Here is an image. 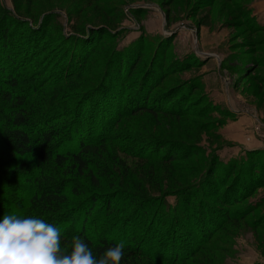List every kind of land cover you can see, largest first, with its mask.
Instances as JSON below:
<instances>
[{
    "label": "trees",
    "instance_id": "1",
    "mask_svg": "<svg viewBox=\"0 0 264 264\" xmlns=\"http://www.w3.org/2000/svg\"><path fill=\"white\" fill-rule=\"evenodd\" d=\"M22 1L33 5L12 0L6 9L0 3V219L5 214L43 219L61 227L63 246L80 236L98 257L124 241L121 264H204L193 258L197 252L242 210L263 201L251 194L264 185V149L224 161L192 135L177 137L168 128L159 136L154 126L130 121L142 113L180 120L199 110L209 119L204 126L216 129L211 112L224 110L207 95L198 105L190 99L203 86L200 77L156 90L171 72L204 60L192 52L172 57L175 33L158 36L149 56L153 35L145 29L117 48L122 30L74 26L70 13L67 27L74 34L63 24L62 32L47 34L61 9L35 20L20 11ZM247 21L253 23L254 16ZM255 24L251 30L261 28ZM45 43L52 46L44 53ZM102 43L103 52L90 61ZM202 154L208 155L207 166L196 173L192 165H199ZM127 158L151 163L153 187Z\"/></svg>",
    "mask_w": 264,
    "mask_h": 264
},
{
    "label": "rangeland",
    "instance_id": "2",
    "mask_svg": "<svg viewBox=\"0 0 264 264\" xmlns=\"http://www.w3.org/2000/svg\"><path fill=\"white\" fill-rule=\"evenodd\" d=\"M31 1V6L22 1L20 11L33 15L35 20L42 18L43 14L61 9L58 10L60 14L53 16L46 27L47 34H53L54 29L61 30L62 24L67 32L74 34L73 29L67 27L66 15L70 13L71 24L76 26H109L108 29L113 32L122 30L116 38L117 48L126 46L146 31L148 35H153L148 37L151 44L146 55L149 56L158 36L175 33L171 56L176 58L179 54L181 57L184 53L192 52L204 59V62L197 63L200 66L190 67L187 71L171 72L156 90L168 89L177 85V82L198 76L203 86L201 90H195L194 96L190 97L192 101L196 100L193 105H198L204 100L206 102L207 95V101L212 102V106L217 105L223 109L224 114L211 112V121L218 120L215 124L217 128L212 130L213 132L204 126L209 119L203 118L199 110L197 114L192 113L180 118L183 122L179 118L164 115L156 116L159 120H155L142 113L137 118H131V123L139 127L141 121H144L142 124L154 126V132L159 136L166 135L168 128L171 132L173 130L177 137L192 135L200 139L207 151H215L224 161L241 156L245 150L264 149V22L254 14L251 7L253 0H109L105 7L101 2L94 0H29ZM114 1H118L120 6L113 8ZM0 3L6 9L12 8V0H0ZM165 13L168 15L167 20ZM250 16H254L255 27L261 28L251 30L250 25L253 23L247 21ZM104 43L98 51L96 50V55H92L90 61L103 52ZM51 46L45 43L44 53L49 51ZM230 54L235 56L223 61ZM223 65L229 67L222 68ZM216 66H220V73L211 74L214 79L212 81L206 79L205 71H215ZM245 70L247 71L244 72ZM203 79L206 80L205 84ZM209 82L215 84L212 89H218L223 100L221 96L214 94L215 91H209ZM210 103L208 106L212 109ZM219 121H223L222 125L218 124ZM175 135L171 136L176 137ZM258 144L262 146L255 147ZM207 159V154L198 157L199 165H192L196 173L205 171ZM127 162L132 170L142 177L147 187H153L151 184L154 179L149 177L150 162L136 163L131 158H127ZM187 162L195 164L194 160ZM157 165L159 166H155L156 169L161 167L165 170L168 164ZM142 166H145V171ZM251 197H260L263 201L249 212L246 211L247 213L246 209L242 210L245 202L237 206L243 213L237 220L228 222L225 228L197 252L193 257L195 260L205 261L204 264L209 261H212L211 264H256V257L258 261H264V185L259 186ZM170 199L174 201L173 197Z\"/></svg>",
    "mask_w": 264,
    "mask_h": 264
},
{
    "label": "clouds",
    "instance_id": "3",
    "mask_svg": "<svg viewBox=\"0 0 264 264\" xmlns=\"http://www.w3.org/2000/svg\"><path fill=\"white\" fill-rule=\"evenodd\" d=\"M61 229L32 216L5 214L0 219V264H121L125 242L108 247L99 257L80 236L67 246Z\"/></svg>",
    "mask_w": 264,
    "mask_h": 264
},
{
    "label": "crops",
    "instance_id": "4",
    "mask_svg": "<svg viewBox=\"0 0 264 264\" xmlns=\"http://www.w3.org/2000/svg\"><path fill=\"white\" fill-rule=\"evenodd\" d=\"M251 7H252V9L254 10L253 12H254V14H256V15H258V18H260V20L262 21V22H264V0H253L252 2H251ZM260 15H261V17H260ZM175 45V44H174ZM185 54V53H184ZM182 56V55H181ZM178 57H180V54L178 55ZM204 60V59H203ZM222 60V59H221ZM220 66H216V68H215V71H214V69H208L207 71H205V74H207V76H206V79H209L210 81H212V80H214L213 78H212V76H211V74H218V73H220ZM216 72V73H215ZM203 81H204V84H205V82H206V80L205 79H203ZM209 84H210V90L209 91H215V95H217V96H221V99L223 100V96H222V93H220V91L218 90V89H216V88H214V89H212V87H214L215 86V84H213V83H211V82H209ZM226 99H228V98H225V100ZM253 137H254V135H252ZM252 137V138H253ZM250 139H251V137H250ZM252 142H254V141H252ZM262 146V144L260 145V144H258V145H256L255 147H261ZM243 147H245V146H243ZM246 148V147H245ZM248 148V147H247ZM239 150V149H238ZM240 151V150H239ZM255 261H257L258 263H263L264 261H258V258H256L255 257ZM246 263H248V262H246ZM250 263V262H249ZM258 263H256V264H258ZM250 264H254V263H250Z\"/></svg>",
    "mask_w": 264,
    "mask_h": 264
}]
</instances>
